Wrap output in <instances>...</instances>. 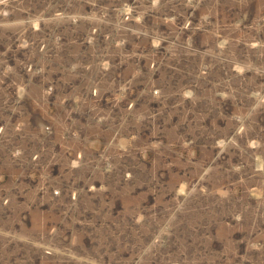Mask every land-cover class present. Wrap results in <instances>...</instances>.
Instances as JSON below:
<instances>
[{
  "label": "rangeland",
  "instance_id": "rangeland-1",
  "mask_svg": "<svg viewBox=\"0 0 264 264\" xmlns=\"http://www.w3.org/2000/svg\"><path fill=\"white\" fill-rule=\"evenodd\" d=\"M0 264H264V0H0Z\"/></svg>",
  "mask_w": 264,
  "mask_h": 264
}]
</instances>
